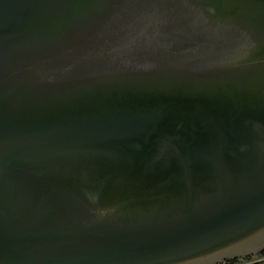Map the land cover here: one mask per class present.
<instances>
[{
	"label": "water",
	"instance_id": "95a60500",
	"mask_svg": "<svg viewBox=\"0 0 264 264\" xmlns=\"http://www.w3.org/2000/svg\"><path fill=\"white\" fill-rule=\"evenodd\" d=\"M264 253V0H0V264Z\"/></svg>",
	"mask_w": 264,
	"mask_h": 264
},
{
	"label": "trees",
	"instance_id": "16d2710c",
	"mask_svg": "<svg viewBox=\"0 0 264 264\" xmlns=\"http://www.w3.org/2000/svg\"><path fill=\"white\" fill-rule=\"evenodd\" d=\"M222 264H264V253L260 254L257 257H248L245 259L225 261Z\"/></svg>",
	"mask_w": 264,
	"mask_h": 264
}]
</instances>
